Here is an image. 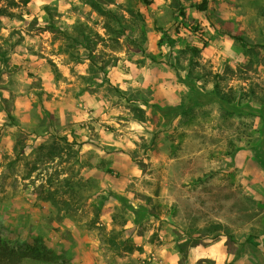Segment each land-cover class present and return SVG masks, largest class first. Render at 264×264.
<instances>
[{"label": "rangeland", "instance_id": "374dc122", "mask_svg": "<svg viewBox=\"0 0 264 264\" xmlns=\"http://www.w3.org/2000/svg\"><path fill=\"white\" fill-rule=\"evenodd\" d=\"M201 2L0 0L24 264H264V0Z\"/></svg>", "mask_w": 264, "mask_h": 264}, {"label": "trees", "instance_id": "16d2710c", "mask_svg": "<svg viewBox=\"0 0 264 264\" xmlns=\"http://www.w3.org/2000/svg\"><path fill=\"white\" fill-rule=\"evenodd\" d=\"M30 0H25V3H29ZM197 10L204 15H208L209 12V0H202V2L197 5ZM5 12V13H3ZM5 8H0V16H3L6 14ZM184 14V13H182ZM193 32L198 33L202 36L203 33H201L197 28H192ZM237 40H239L242 44H246L244 40L240 37H235ZM206 46V43L204 44ZM195 51H197L195 49ZM77 144V143H72ZM3 177V174L0 176ZM1 179V178H0ZM40 256V253L36 248L31 247L28 250H22L17 247H14L10 245V243L3 239L2 236H0V264H24L27 261H36Z\"/></svg>", "mask_w": 264, "mask_h": 264}, {"label": "crops", "instance_id": "0c3cea01", "mask_svg": "<svg viewBox=\"0 0 264 264\" xmlns=\"http://www.w3.org/2000/svg\"><path fill=\"white\" fill-rule=\"evenodd\" d=\"M198 251H199V249H197V250H196V253H195V254H199V252H198Z\"/></svg>", "mask_w": 264, "mask_h": 264}, {"label": "water", "instance_id": "95a60500", "mask_svg": "<svg viewBox=\"0 0 264 264\" xmlns=\"http://www.w3.org/2000/svg\"><path fill=\"white\" fill-rule=\"evenodd\" d=\"M263 238V237H262Z\"/></svg>", "mask_w": 264, "mask_h": 264}]
</instances>
